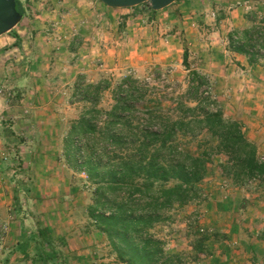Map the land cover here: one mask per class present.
I'll list each match as a JSON object with an SVG mask.
<instances>
[{
    "label": "rangeland",
    "instance_id": "obj_1",
    "mask_svg": "<svg viewBox=\"0 0 264 264\" xmlns=\"http://www.w3.org/2000/svg\"><path fill=\"white\" fill-rule=\"evenodd\" d=\"M240 1L243 0H178L153 12L150 3L112 9L100 0H20L25 15L17 27L0 36V89L4 88L0 95V183L10 184L13 191L14 184L22 180L17 175L25 170L19 154L25 143L21 134L29 131L25 127L27 122L49 119L45 128L54 132V138L35 140L36 150L32 155L36 158L35 164L45 167L44 173H38L39 179L49 183L39 189V197L46 198L57 210L63 208L60 218L68 224L63 223L60 228L53 224L56 232L94 228L87 210L92 204L95 186L84 172L70 167L65 155L64 136H69L73 123L90 108L80 95H75L78 82L83 87L108 81L109 89L98 105L106 111L115 104L112 94L122 78L132 76L138 83L146 84L153 97L163 100L166 110H172L173 100L187 96L191 73L196 71L208 79L209 85L202 90L209 92L227 119L243 124L244 120L254 122L261 115L264 117V48L253 66L247 56L229 50L223 43L233 32H238L236 37H239L244 30L260 28V22H264V2L255 3L256 10H248L238 5ZM219 15L224 19L219 21ZM186 56L188 65L184 62ZM188 101L189 106H194V102ZM259 105L263 106L262 110L257 108ZM102 123L99 122V126ZM40 130L38 126L33 134L41 136ZM244 132L247 136L248 130ZM196 145V142L191 143L187 148L194 152ZM259 145H264V141H259ZM258 156L264 160V148ZM213 160L212 173L204 183H208L209 190L214 183L225 184L221 190L225 193L218 197L222 200L220 204H225L227 210L228 203L232 208L235 205L234 210L240 208L241 215L252 210L264 216L261 183L234 186L218 170L217 165L224 162V158L215 156ZM19 164L22 167L17 173L9 171ZM19 190L21 198L24 190ZM209 198V193L202 192L200 200L183 208L176 207L170 213L173 221L155 227L153 233L166 241L167 251L182 253L192 263L189 247L196 245L201 229L209 230L211 238H215L218 232L212 227L190 223L191 218L181 227L193 204L203 210L194 216L197 223L201 224L205 217L217 218L205 211ZM181 209L186 215L181 216ZM220 218L222 221L227 216L222 214ZM5 227L8 224L0 222V246L8 233ZM100 239L101 245L110 247L105 235ZM65 246L63 242H55L62 257L43 263L69 264L63 260L67 254ZM47 250L50 251L44 248ZM110 250L114 254L111 247ZM2 252L0 250V261L4 262L6 257ZM201 260V264H207L205 256Z\"/></svg>",
    "mask_w": 264,
    "mask_h": 264
},
{
    "label": "trees",
    "instance_id": "obj_2",
    "mask_svg": "<svg viewBox=\"0 0 264 264\" xmlns=\"http://www.w3.org/2000/svg\"><path fill=\"white\" fill-rule=\"evenodd\" d=\"M16 2L24 16L23 5ZM222 19L219 15L218 20ZM263 23L239 37L238 32L228 37L229 50L247 56L253 66L264 48ZM208 85L206 76L192 72L187 96L177 97L174 108L166 110L163 100L153 97L146 84L125 75L113 91L114 106L106 111L98 105L109 89L108 81L76 85L75 95L90 108L73 123L65 155L70 167L84 172L95 186L87 213L121 264H201L202 257L211 255L206 244L211 238L209 230L199 232L192 263L182 253L167 251L166 241L153 230L173 221L170 213L176 207L201 199L202 183L212 173L215 156L224 158L218 170L234 186L258 180L264 187V160L259 158L257 146L247 139L243 124L227 119L206 95L202 88ZM195 142L193 152L187 145ZM195 220L193 216L189 222L201 225ZM37 236L50 251L39 254L36 263L58 261L62 254L55 248L50 229L39 227ZM258 238L264 242V228Z\"/></svg>",
    "mask_w": 264,
    "mask_h": 264
},
{
    "label": "crops",
    "instance_id": "obj_3",
    "mask_svg": "<svg viewBox=\"0 0 264 264\" xmlns=\"http://www.w3.org/2000/svg\"><path fill=\"white\" fill-rule=\"evenodd\" d=\"M257 108L262 110L263 106L259 105ZM258 119L260 121L254 120V122H251L244 120L243 125L244 130H248L247 139L257 146L258 155H260V152L264 148V145H259V141L260 143L264 141V137L262 136L264 117L261 115ZM49 121V119H34L27 122L28 125L25 127L29 131L23 134L20 133L24 136L21 140L25 143L22 144L23 150L19 156H21V161H24L22 166L25 170L17 176L22 178V180L14 184L16 186H14L13 191L10 190L12 189L10 184L0 183V222L8 224V233L0 246V250L3 251L2 253L6 259L4 262L0 261V264H38L36 263V260L39 259L38 254H41L44 248H48L46 244L43 245L41 243L42 240L37 236L39 227H48L50 229L54 244L55 242H63L66 245L64 251L67 254L66 259H63L64 262L69 261V264H121L116 259V256L112 254L110 247L101 245L100 238L104 234L97 229L73 228L61 230L64 231L62 233L59 230L57 232L54 230L53 224L54 226L58 224L56 227L60 228L63 223H68L67 221H62L63 217L60 218V215L64 213L62 211L63 208L60 207L61 210H57L58 208L53 206L46 198L39 197V189L46 188L49 183L43 179H39L38 173L41 171L44 173L45 167H39L38 164H35L36 158L32 156L36 150V146L34 147L35 140L39 138V140L43 141L47 138H54V132L52 130L48 132L45 128L49 124ZM38 126L41 128V136L33 134ZM65 138L67 137L64 136V140ZM40 153L38 152L39 155ZM22 166L19 164L15 168H9V171L17 173L16 170H19ZM3 167H5V164ZM207 185L208 183H202L203 192L210 195V201L205 203L208 207L204 209H206L205 211H209L207 213L210 215H216L217 218L205 217L201 225L208 228L212 227L215 232L221 233L215 238H210L206 243L211 253V255L206 256L207 264H237V261L238 264H264V242L258 238L264 228V216H258V213L252 210H248L241 215L242 210L239 208L235 211V205L232 208L230 203H228L229 209L227 210L225 204H220L222 200L218 199L219 195L225 193L221 191L225 184L221 182L218 184L214 183L215 186L211 187L210 190L207 188ZM227 185L229 184L227 183ZM19 189L24 190V196L21 198L19 197ZM223 201L226 200L223 199ZM194 205L190 207L189 215L185 216L186 221L181 224V227L186 226L190 218L203 211L195 208L196 205ZM235 212L240 214H236ZM230 213H232L233 218ZM180 214L181 216L186 215L185 210L181 209ZM222 214L227 216V219L225 218L221 221L220 216ZM255 215L257 216L254 217ZM203 216L202 218H204ZM104 250L109 253L102 254ZM189 250L191 255H193L192 245H190ZM35 254L37 256H34Z\"/></svg>",
    "mask_w": 264,
    "mask_h": 264
},
{
    "label": "water",
    "instance_id": "obj_4",
    "mask_svg": "<svg viewBox=\"0 0 264 264\" xmlns=\"http://www.w3.org/2000/svg\"><path fill=\"white\" fill-rule=\"evenodd\" d=\"M178 0H100L112 9L133 8L145 3H150L154 11L163 10ZM264 2V0H251ZM23 16L17 9L16 0H0V36L11 32L19 25Z\"/></svg>",
    "mask_w": 264,
    "mask_h": 264
},
{
    "label": "built area",
    "instance_id": "obj_5",
    "mask_svg": "<svg viewBox=\"0 0 264 264\" xmlns=\"http://www.w3.org/2000/svg\"><path fill=\"white\" fill-rule=\"evenodd\" d=\"M255 3H260V2H255V1H251V0H243L242 2L240 1V2H238V5H241V6H244L246 9H248V10H251V9H255L256 10V8L253 6ZM212 17L213 18H215L216 17V14L213 12L212 13ZM223 43L225 44V45H227L228 46V44H229V39L227 38V39H225V40H223ZM131 75V74H130ZM4 92V88H2V89H0V95L2 94ZM206 95H210L209 94V92L207 91V93H206ZM256 182H258V180H251V181H249V185H253V184H255ZM3 229H4V227H3ZM5 230H7V227H5Z\"/></svg>",
    "mask_w": 264,
    "mask_h": 264
}]
</instances>
